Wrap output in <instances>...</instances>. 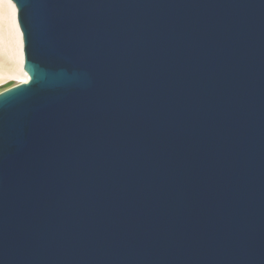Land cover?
Instances as JSON below:
<instances>
[{"label":"water","instance_id":"95a60500","mask_svg":"<svg viewBox=\"0 0 264 264\" xmlns=\"http://www.w3.org/2000/svg\"><path fill=\"white\" fill-rule=\"evenodd\" d=\"M0 264H264V0H13Z\"/></svg>","mask_w":264,"mask_h":264},{"label":"bare ground","instance_id":"6f19581e","mask_svg":"<svg viewBox=\"0 0 264 264\" xmlns=\"http://www.w3.org/2000/svg\"><path fill=\"white\" fill-rule=\"evenodd\" d=\"M30 78L24 69V42L13 0H0V85Z\"/></svg>","mask_w":264,"mask_h":264},{"label":"rangeland","instance_id":"374dc122","mask_svg":"<svg viewBox=\"0 0 264 264\" xmlns=\"http://www.w3.org/2000/svg\"><path fill=\"white\" fill-rule=\"evenodd\" d=\"M9 82H12V80H11V81H9ZM9 82H7V83H9ZM7 83H5V84H7ZM2 85H4V84H2ZM2 85H0V86H2Z\"/></svg>","mask_w":264,"mask_h":264}]
</instances>
